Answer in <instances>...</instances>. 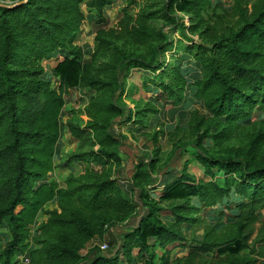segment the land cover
<instances>
[{"label":"trees","instance_id":"obj_1","mask_svg":"<svg viewBox=\"0 0 264 264\" xmlns=\"http://www.w3.org/2000/svg\"><path fill=\"white\" fill-rule=\"evenodd\" d=\"M115 1L0 0V264L24 252L28 264H81L87 242L135 216L89 264H264V0H120L110 26ZM82 6L91 50L79 42ZM58 54L55 88L43 62ZM133 71L154 96L129 107ZM77 88L86 119L63 122ZM165 103L183 121L150 132ZM62 130L76 146L58 164ZM135 131L153 148L121 182ZM160 134L178 163L160 153ZM59 166L61 182L50 176Z\"/></svg>","mask_w":264,"mask_h":264},{"label":"rangeland","instance_id":"obj_2","mask_svg":"<svg viewBox=\"0 0 264 264\" xmlns=\"http://www.w3.org/2000/svg\"><path fill=\"white\" fill-rule=\"evenodd\" d=\"M215 1V0H214ZM222 3H224L226 6L231 5V0H218ZM121 5L120 0H116L111 6L107 7L105 10L106 17L108 18L109 25L115 26L118 18V8ZM82 10L85 13L86 20L84 24L82 25V31H81V37L79 39V42L81 44L86 43L88 45V49L91 50L94 47V41H93V34L90 33V23L88 21V13L87 9L82 6ZM185 23H187L186 19H184ZM171 37L175 40L180 39L181 36H179V33L177 31H172ZM194 39H196V36H193ZM182 40V38H181ZM88 57V56H86ZM61 55L53 56L43 62L44 67V78L47 80H50L53 87L57 88L58 86V79L52 76L51 69L55 65L57 59H60ZM178 58V57H177ZM171 60V57L169 58ZM180 64L183 67V70L185 71V75L188 76L192 71L195 70V66L193 63V60L190 59V57L184 56L181 60ZM148 86V84H147ZM156 86L152 85V88L154 89ZM126 90L129 93L128 98L125 97V94H123V100L124 102L129 106L133 107L134 103L132 99L138 100L140 98H151L154 96L152 91L148 88L144 89L142 86V77L140 72H135L131 74V77L127 79L126 81ZM64 107L63 112L61 115V120L64 122L67 119H79L83 118L86 119V117L81 114L82 109L84 108V105L87 101V93L86 90L83 89H72L69 90L66 94H64ZM164 102V101H162ZM162 113L160 115V120L157 121L154 116L150 117L152 125L149 127V131L155 130H162V131H168L171 130L174 125L180 123L184 119L183 109H175L172 110L169 104H164V107H162ZM123 130V127H122ZM128 139L124 142V145L120 151V156L122 158V166L119 169V172L117 173V178L121 182H125L127 178L131 175L133 164L135 163L136 159L138 158H144L145 155L150 154L151 150L153 148V144L151 141L146 140L145 136L141 134V132H134V135H131L130 133H126ZM208 140H205V142ZM204 142V141H203ZM160 147V153L164 154L165 157L169 155V158L172 160V164L178 163L177 159H173L177 154V152L171 153V148L169 145V141L166 139V136L164 134H160L158 137V143ZM233 144V143H232ZM235 145V144H234ZM76 146V140L66 133L64 130H62V135L60 139L58 140L57 146H56V153L59 154L58 159L56 158L54 160L55 163L59 164V158L61 155H65L70 150H73ZM171 154V155H170ZM177 161V162H176ZM74 171L77 172L81 168L79 165H76L74 168ZM189 170L193 172L196 175L201 174V171L194 166H190ZM69 170L66 167H56L53 172L50 174L51 178L58 180L61 182L66 174H68ZM49 204V203H48ZM47 208H52V205H46ZM137 220V216L134 217V219H131L129 222L124 223L120 226L112 227L110 230H108L103 238H96L95 244H91L87 246L83 252H86V250L90 251L93 249V247L100 246L103 243H106L109 245L108 242L115 243V239L118 238L123 232L126 230L132 228L133 223ZM210 225H213V221L209 222ZM199 234V233H197ZM102 254H110L113 251V247H109L106 249L100 250Z\"/></svg>","mask_w":264,"mask_h":264},{"label":"crops","instance_id":"obj_3","mask_svg":"<svg viewBox=\"0 0 264 264\" xmlns=\"http://www.w3.org/2000/svg\"><path fill=\"white\" fill-rule=\"evenodd\" d=\"M90 29V28H89ZM81 37V36H80ZM47 205H52L53 207L55 206V203L54 202H49V204H47ZM42 218V215H39L38 216V220H40ZM0 232L1 233H3L2 235H3V241H2V243L4 244V242H5V240L7 239V237H8V234H7V231H6V229L5 228H1L0 229ZM95 240H96V238H93L91 241H89V242H87V244L85 245V247L81 250V254L84 256V259L82 260V262H81V264H89V262H90V260L93 258V249L92 250H86V252H83V250L87 247V246H89V245H91V244H95ZM17 256V255H16ZM15 256V257H16Z\"/></svg>","mask_w":264,"mask_h":264},{"label":"built area","instance_id":"obj_4","mask_svg":"<svg viewBox=\"0 0 264 264\" xmlns=\"http://www.w3.org/2000/svg\"><path fill=\"white\" fill-rule=\"evenodd\" d=\"M100 249H106L107 244L103 243L99 246ZM29 263V254L27 252L18 254L11 264H28Z\"/></svg>","mask_w":264,"mask_h":264},{"label":"water","instance_id":"obj_5","mask_svg":"<svg viewBox=\"0 0 264 264\" xmlns=\"http://www.w3.org/2000/svg\"><path fill=\"white\" fill-rule=\"evenodd\" d=\"M19 3H21V1L20 2H17V3H14L13 5H11V7L12 6H15V5L19 4ZM0 5H2V4H0Z\"/></svg>","mask_w":264,"mask_h":264}]
</instances>
